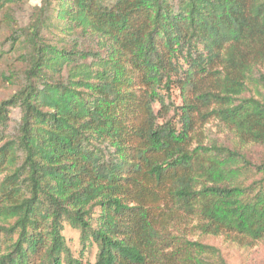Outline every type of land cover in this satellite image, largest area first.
I'll use <instances>...</instances> for the list:
<instances>
[{"label": "trees", "instance_id": "trees-1", "mask_svg": "<svg viewBox=\"0 0 264 264\" xmlns=\"http://www.w3.org/2000/svg\"><path fill=\"white\" fill-rule=\"evenodd\" d=\"M29 1L0 0V264H225L189 220L264 245V0Z\"/></svg>", "mask_w": 264, "mask_h": 264}, {"label": "rangeland", "instance_id": "rangeland-1", "mask_svg": "<svg viewBox=\"0 0 264 264\" xmlns=\"http://www.w3.org/2000/svg\"><path fill=\"white\" fill-rule=\"evenodd\" d=\"M38 2L39 0H30L28 4L23 7L21 18L25 19L30 6L37 4ZM6 92L7 91L3 87L0 88V97L4 96ZM171 93L172 101L177 105L180 104V96L177 90L173 89ZM205 129L209 132V136H223L222 133L218 132L217 122L215 120H210L205 126ZM187 223L186 228H184L185 225H177L174 232L178 235H184L188 241H198L202 244L213 247V252H205L202 254L209 260L215 261L216 256H219L218 258H220L225 264H264L263 244L251 243L249 240L235 241L224 235H202L199 231L192 230L195 228L192 226V224H195V221L189 220ZM63 234L68 245L74 251V255L78 257L77 250L80 246L78 232L71 229L69 226H66ZM94 256L95 247L91 250L85 251L83 257H81L83 264H91L94 261Z\"/></svg>", "mask_w": 264, "mask_h": 264}]
</instances>
